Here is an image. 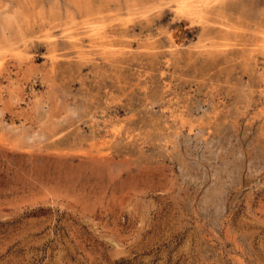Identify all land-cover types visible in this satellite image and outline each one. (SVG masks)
Masks as SVG:
<instances>
[{
  "label": "rangeland",
  "instance_id": "rangeland-1",
  "mask_svg": "<svg viewBox=\"0 0 264 264\" xmlns=\"http://www.w3.org/2000/svg\"><path fill=\"white\" fill-rule=\"evenodd\" d=\"M0 264H264V0H0Z\"/></svg>",
  "mask_w": 264,
  "mask_h": 264
},
{
  "label": "bare ground",
  "instance_id": "bare-ground-1",
  "mask_svg": "<svg viewBox=\"0 0 264 264\" xmlns=\"http://www.w3.org/2000/svg\"><path fill=\"white\" fill-rule=\"evenodd\" d=\"M198 3V2H197ZM194 14V13H193ZM98 142V141H97Z\"/></svg>",
  "mask_w": 264,
  "mask_h": 264
}]
</instances>
